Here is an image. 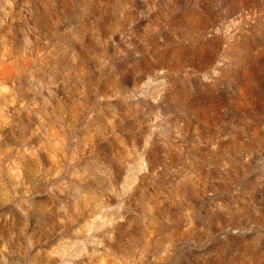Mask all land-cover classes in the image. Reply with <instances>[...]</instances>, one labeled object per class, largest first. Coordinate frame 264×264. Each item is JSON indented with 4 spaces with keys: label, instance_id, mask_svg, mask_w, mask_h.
<instances>
[{
    "label": "rangeland",
    "instance_id": "rangeland-1",
    "mask_svg": "<svg viewBox=\"0 0 264 264\" xmlns=\"http://www.w3.org/2000/svg\"><path fill=\"white\" fill-rule=\"evenodd\" d=\"M0 264H264V0H0Z\"/></svg>",
    "mask_w": 264,
    "mask_h": 264
}]
</instances>
